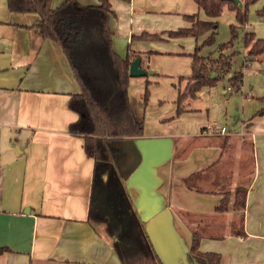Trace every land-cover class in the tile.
Wrapping results in <instances>:
<instances>
[{
	"label": "crops",
	"instance_id": "crops-1",
	"mask_svg": "<svg viewBox=\"0 0 264 264\" xmlns=\"http://www.w3.org/2000/svg\"><path fill=\"white\" fill-rule=\"evenodd\" d=\"M108 1L115 14L109 18L114 51L126 54L114 38L123 28L130 40L127 49L138 54L145 69L155 54L163 53L143 41L132 46L130 36L144 31L161 37L165 26L157 19L175 14L184 21L183 15L199 11L194 0ZM37 19V13L11 11L0 0V264H120L111 240L87 220L94 161L83 149V138L68 131L77 113L67 102L78 84L59 44L30 26ZM257 19L264 22V16ZM247 22L244 27L251 29ZM263 52L249 62L261 60ZM242 68L237 70L243 75ZM150 71L130 76L128 85L143 133L110 144L117 149L119 173L161 263L198 264L187 257L191 230L197 227L198 249L218 252L220 264H264V114L257 113L264 101L242 99L240 130L235 131L224 123L225 114L209 119L196 106L172 118L176 88L167 117L143 104L139 91L145 78L154 75ZM131 80L140 84L137 94ZM208 122L227 127V150L221 147L222 135L203 132ZM230 167V188L248 185L244 206L215 211L224 188L221 171ZM193 171H200L199 178L188 187L183 178ZM241 213L242 232L237 233Z\"/></svg>",
	"mask_w": 264,
	"mask_h": 264
},
{
	"label": "trees",
	"instance_id": "trees-1",
	"mask_svg": "<svg viewBox=\"0 0 264 264\" xmlns=\"http://www.w3.org/2000/svg\"><path fill=\"white\" fill-rule=\"evenodd\" d=\"M52 0H6L7 8L18 12H35L38 19L30 26L37 29L41 38H50L61 47L79 90L70 94L68 107L77 113V118L68 124L71 134L83 138L85 153L93 158L92 195L87 220L96 230H102L111 240L120 264H162L153 248L145 227L127 193L119 173L115 154L117 149L111 140L134 138L143 133V121L135 116L128 96V67L133 56L129 48L120 57L112 47L113 32L109 18L114 14L108 0L95 3H81L79 0H62L55 6ZM199 9L207 16L201 19L197 14L184 17L190 25L167 31L168 36H197L208 31L203 44L213 41L217 28V17L224 7L234 12L238 24L247 20L248 7L255 0H241L238 6L231 0H194ZM264 16V6L257 10ZM234 29V26H232ZM155 39L156 33L141 32L131 38ZM161 38V37H160ZM231 43L220 46L217 56L202 55L199 46L191 54V73L179 76L176 96V113L192 110L190 99L206 86L216 84L221 73L231 68V54L227 51ZM244 57L251 58L264 51V39L255 37L254 32L243 34ZM227 81L239 87L242 72L229 75ZM182 81V84H181ZM148 96L147 84L142 94L143 104ZM264 114V108L257 111ZM228 136H221V147L228 149ZM217 159L207 167H212ZM200 171L192 172L183 178L186 186L191 187L199 178ZM103 192V199L95 196V188ZM248 185L238 184L234 188L222 189L221 197L214 206L215 211H225L232 206L243 208ZM97 190V189H96ZM243 215L239 216L237 233L242 232ZM201 233L191 230V240L187 257L198 264H220V254L198 249Z\"/></svg>",
	"mask_w": 264,
	"mask_h": 264
},
{
	"label": "rangeland",
	"instance_id": "rangeland-1",
	"mask_svg": "<svg viewBox=\"0 0 264 264\" xmlns=\"http://www.w3.org/2000/svg\"><path fill=\"white\" fill-rule=\"evenodd\" d=\"M263 6L264 3H262L261 0H255L248 7V20H246V22L248 21L247 24L252 26L251 29L250 27H244L246 22L238 24L234 12L224 7L220 15L217 17L216 34L213 41L210 43L203 44V41L207 38L208 31L197 36H168L167 31L175 30L179 27H186L187 22L184 15L182 16L184 21H182V19L180 17L178 18L175 14L165 15L157 19L159 22L164 24L162 26H165V29L161 32V38L141 39L134 37L131 38L130 36L132 46L137 44L136 42L138 41H143L145 46L150 45V47L147 48H155L163 53L161 56H159V54H155L151 60L152 63L150 64L149 69H147L148 71H154V75L148 76V79L145 78L143 81L144 87L142 86V89L139 91L142 96L145 85L147 84L148 96L144 105H146L151 112L152 110L154 112L165 111L168 117L169 113L167 112L170 108V104H174L175 102H173V99L175 97V89L178 84V78L176 77L178 75L187 76L191 73V54L194 52L195 47H200V54L215 57L219 53L220 46L230 41V49H233L234 52L231 57L233 60H230L231 68L228 71L221 73L223 78L217 80L215 85L200 88L196 92L195 97L189 100V105L196 106L197 108L199 107L203 113H208L209 119H214L215 117L225 114L226 120H224V123H226L229 128L239 131L240 120L242 118V99L249 97L252 99L251 103L254 102L255 104L264 101V57L261 60H254L252 62H249L250 58L243 57L245 51L243 45V34L245 31H253L257 36H260L259 38L264 39V22H259L257 19V10ZM198 17L201 19L207 18L201 9L198 11ZM232 26H234V29H232ZM125 36L126 32L123 28L120 29V34L118 32L114 34L115 40H118L119 42L120 50H123V52L126 53L127 46H130V40L125 39ZM240 67L243 71L242 81L239 84L240 90H234L235 86H233V92L231 94H225L223 89L230 85L226 78L229 75H233L235 72H241L240 70H237L240 69ZM139 86V82L131 80L130 88L131 90H134L135 94L138 93ZM151 98H155L153 105ZM260 105H262V103ZM246 107L250 108L251 106L247 105ZM170 114L172 115V118H175L176 115L180 114L176 113V102ZM233 114L237 116L236 119L233 118ZM172 118L169 117L167 120H171ZM233 121H235V125H232ZM231 172V167L221 171V177L223 179L220 184L224 185L223 187L225 189L230 188L227 180ZM94 190L95 196L97 193V197L102 200L103 192L100 193L97 187Z\"/></svg>",
	"mask_w": 264,
	"mask_h": 264
},
{
	"label": "water",
	"instance_id": "water-1",
	"mask_svg": "<svg viewBox=\"0 0 264 264\" xmlns=\"http://www.w3.org/2000/svg\"><path fill=\"white\" fill-rule=\"evenodd\" d=\"M234 3H236L238 6H241V0H231ZM233 51V49H229L227 51L228 54H230ZM141 59L139 56L134 57L128 67V74L129 76H144L147 75L148 73H151V71H148L144 67L140 65Z\"/></svg>",
	"mask_w": 264,
	"mask_h": 264
},
{
	"label": "built area",
	"instance_id": "built-area-1",
	"mask_svg": "<svg viewBox=\"0 0 264 264\" xmlns=\"http://www.w3.org/2000/svg\"><path fill=\"white\" fill-rule=\"evenodd\" d=\"M225 90L231 91L233 90V87L231 85H228ZM234 90H240V87H236ZM203 132L210 135H222L227 133V127L223 124L208 122L204 125Z\"/></svg>",
	"mask_w": 264,
	"mask_h": 264
}]
</instances>
